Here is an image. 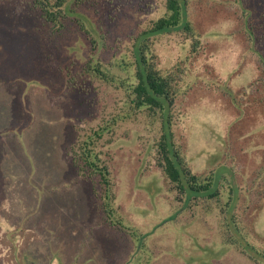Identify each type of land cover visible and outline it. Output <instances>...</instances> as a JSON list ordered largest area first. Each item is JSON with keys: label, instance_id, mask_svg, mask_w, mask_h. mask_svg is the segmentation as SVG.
Instances as JSON below:
<instances>
[{"label": "rangeland", "instance_id": "rangeland-1", "mask_svg": "<svg viewBox=\"0 0 264 264\" xmlns=\"http://www.w3.org/2000/svg\"><path fill=\"white\" fill-rule=\"evenodd\" d=\"M245 8L264 28V0H190L201 48L189 61L182 32L152 41L164 72L186 70L175 143L196 176L221 171L218 200L184 208L157 166L159 117L120 87L131 38L165 0H90L58 35L31 0H0V264H264L244 250L246 237L264 253V34L249 42ZM84 144L110 174L112 225Z\"/></svg>", "mask_w": 264, "mask_h": 264}, {"label": "trees", "instance_id": "trees-1", "mask_svg": "<svg viewBox=\"0 0 264 264\" xmlns=\"http://www.w3.org/2000/svg\"><path fill=\"white\" fill-rule=\"evenodd\" d=\"M88 1L90 0H31V3L32 9L39 12L42 25L50 26L51 35H58L63 29L61 20L68 15H74L76 8ZM189 2L190 0H165L166 14L152 22L147 29L140 32L137 36L131 38L129 60L126 59L125 61L123 59L121 63L126 72H132L133 81L126 78L127 80L120 82V87L127 91L125 94L132 108L136 110L144 109L159 117L161 134L155 148L158 155L157 166L162 170L170 183L171 190L178 195V199L184 208H189L192 202L207 203L218 200L221 179V173H219L221 171H217L216 175L212 174L206 178L196 176L189 167L180 146L175 143L172 131L174 124L171 109L177 100L179 83L185 76L186 70L176 66L170 71L164 72L159 67L158 56L153 50L152 41L154 38L161 35H169L173 32H182L189 44L186 61H189L197 54L199 48H201V42L193 32L191 23L188 20L187 9ZM252 14L248 8H245V33L249 42L254 43L257 32L262 33L260 39L263 37L264 28L260 22H256V25L253 23L251 20ZM77 16L75 15V17ZM80 29L87 35H91L82 26H80ZM90 43L93 44V41H90ZM259 61L264 69L262 54L259 55ZM91 65H93L92 62L84 65L86 72H91L104 82L115 81L113 77L109 76L110 72L108 70H102V66L99 63ZM229 97L233 103L232 96ZM94 135L99 136L98 132H95ZM84 145L83 163L90 168L93 175L100 178L105 196L104 201H106L103 203V212L106 215L105 222L112 225L115 211L108 202L110 198V181L108 177L110 174L106 166H100L101 160L92 153V148H87V145ZM115 223L120 224L121 222ZM230 230L233 233H239L236 225ZM228 239V245L234 246L235 240L229 237ZM244 250L245 255L247 253L253 255L249 256L253 261H257V259L264 260V253L260 252L246 237Z\"/></svg>", "mask_w": 264, "mask_h": 264}, {"label": "crops", "instance_id": "crops-1", "mask_svg": "<svg viewBox=\"0 0 264 264\" xmlns=\"http://www.w3.org/2000/svg\"><path fill=\"white\" fill-rule=\"evenodd\" d=\"M40 197H41V199H42L41 201L43 202V206H45V204H44L45 199L42 198V195H41ZM45 198H46V197H45ZM35 205H36V204H35ZM27 227H28V226L25 225L26 230L30 229V227H28V228H27ZM8 233H9V232H8ZM8 233H7V230H6V233H4V230H3V229L0 230V234H4V235L7 234V235H8Z\"/></svg>", "mask_w": 264, "mask_h": 264}, {"label": "flooded vegetation", "instance_id": "flooded-vegetation-1", "mask_svg": "<svg viewBox=\"0 0 264 264\" xmlns=\"http://www.w3.org/2000/svg\"><path fill=\"white\" fill-rule=\"evenodd\" d=\"M31 264V263H30Z\"/></svg>", "mask_w": 264, "mask_h": 264}]
</instances>
